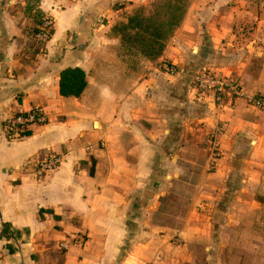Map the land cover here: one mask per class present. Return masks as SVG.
I'll use <instances>...</instances> for the list:
<instances>
[{"label":"crops","instance_id":"crops-1","mask_svg":"<svg viewBox=\"0 0 264 264\" xmlns=\"http://www.w3.org/2000/svg\"><path fill=\"white\" fill-rule=\"evenodd\" d=\"M148 1L0 0V264H264V109L193 82L264 95V0H187L154 59L122 33ZM67 67L87 74L79 97L60 94ZM34 107L48 122L9 140L4 118Z\"/></svg>","mask_w":264,"mask_h":264},{"label":"built area","instance_id":"built-area-1","mask_svg":"<svg viewBox=\"0 0 264 264\" xmlns=\"http://www.w3.org/2000/svg\"><path fill=\"white\" fill-rule=\"evenodd\" d=\"M53 32V21L46 17L43 18L39 31L36 34L37 39L42 43L50 41ZM264 46V42H263ZM165 69L170 73H177L178 69L172 65L166 64ZM193 82L196 89L204 94L210 93L214 96L216 104H223L227 99L245 98L248 104L264 109V95L249 96L246 94L239 81L222 77L210 70H199L193 76ZM48 122V115L41 107H34L29 111H18L7 115L2 123V133L9 140H18L25 136V132L31 131L34 126L44 125ZM222 129L220 127L210 136L211 142V166L216 165L217 159L220 157L221 151L217 142V137ZM62 164L60 155H50L48 158L39 161L35 165V175L37 178L45 176L48 172L55 171ZM85 236L82 234L75 235L70 240H64L61 247L68 249L70 244L83 243ZM1 262V258H0Z\"/></svg>","mask_w":264,"mask_h":264},{"label":"trees","instance_id":"trees-1","mask_svg":"<svg viewBox=\"0 0 264 264\" xmlns=\"http://www.w3.org/2000/svg\"><path fill=\"white\" fill-rule=\"evenodd\" d=\"M152 15H145L143 10L130 17L127 27L122 28L123 39L131 41L128 29H136L135 46L143 55L157 58L166 48V42L183 20L187 8V0H165ZM165 16L164 21L157 20L159 15ZM39 30L36 31L38 33ZM88 84L87 74L80 67H67L60 74V94L62 96L79 97ZM31 131L24 134L29 135Z\"/></svg>","mask_w":264,"mask_h":264},{"label":"rangeland","instance_id":"rangeland-1","mask_svg":"<svg viewBox=\"0 0 264 264\" xmlns=\"http://www.w3.org/2000/svg\"><path fill=\"white\" fill-rule=\"evenodd\" d=\"M165 0H149L148 3H146V6H140L142 7L141 9L143 10V13H145V15H152L156 10H158L159 6L162 5V3H164ZM166 18L163 14L159 15L157 17V20L159 21H164Z\"/></svg>","mask_w":264,"mask_h":264}]
</instances>
